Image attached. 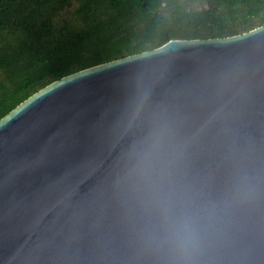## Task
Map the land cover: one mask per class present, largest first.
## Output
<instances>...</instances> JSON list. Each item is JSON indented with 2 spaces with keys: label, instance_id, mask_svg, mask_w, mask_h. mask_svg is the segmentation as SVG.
Instances as JSON below:
<instances>
[{
  "label": "water",
  "instance_id": "1",
  "mask_svg": "<svg viewBox=\"0 0 264 264\" xmlns=\"http://www.w3.org/2000/svg\"><path fill=\"white\" fill-rule=\"evenodd\" d=\"M0 264H264V24L78 71L2 118Z\"/></svg>",
  "mask_w": 264,
  "mask_h": 264
},
{
  "label": "trees",
  "instance_id": "2",
  "mask_svg": "<svg viewBox=\"0 0 264 264\" xmlns=\"http://www.w3.org/2000/svg\"><path fill=\"white\" fill-rule=\"evenodd\" d=\"M264 24V0H0V120L78 71Z\"/></svg>",
  "mask_w": 264,
  "mask_h": 264
},
{
  "label": "clouds",
  "instance_id": "3",
  "mask_svg": "<svg viewBox=\"0 0 264 264\" xmlns=\"http://www.w3.org/2000/svg\"><path fill=\"white\" fill-rule=\"evenodd\" d=\"M174 247L180 253L191 252L196 245L195 233L187 226H180L174 234Z\"/></svg>",
  "mask_w": 264,
  "mask_h": 264
}]
</instances>
